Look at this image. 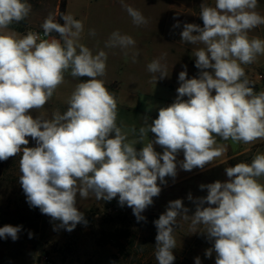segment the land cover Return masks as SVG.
Returning a JSON list of instances; mask_svg holds the SVG:
<instances>
[{
	"label": "clouds",
	"instance_id": "clouds-1",
	"mask_svg": "<svg viewBox=\"0 0 264 264\" xmlns=\"http://www.w3.org/2000/svg\"><path fill=\"white\" fill-rule=\"evenodd\" d=\"M121 4L134 24L147 23L139 10L124 0ZM257 7L258 0L201 5L203 27L185 23L180 33L181 42L203 45L193 54L195 67L201 70L198 78L189 79L187 71H181L175 101L160 108L158 117L140 127L137 139L129 142L128 132L117 124V101L98 79L105 74L107 54L100 50L94 55L80 43L83 22L62 14L61 24L49 15L41 25L43 36L57 33L59 39H45L33 31L20 35L6 30L27 18L31 5L27 0H0V161L20 156L19 183L30 207L59 220L60 227L71 232L86 223L76 207L77 194L105 201L118 196L121 206L126 204L138 221L144 220L141 213L160 194L165 177L177 175L178 163L185 171L203 169L224 154L217 137L243 144L264 140V91L254 90L242 67L264 55V40L248 36L264 25ZM90 34L95 35L94 30ZM134 44L131 36L114 31L106 47L127 49ZM147 69L161 79L167 76L159 60ZM69 72L88 79L75 86L67 110H57L51 119L34 117L31 113L46 105ZM149 132L155 139L145 144ZM29 137L35 147L27 146ZM137 143L143 144L139 151ZM181 151L184 159L178 162ZM225 172L227 181L200 185L207 189L205 197L194 200L189 194L196 205L193 215L176 199L154 221L158 264L175 260L178 218L190 220L193 233L203 232L214 241L206 256L214 252L215 264H264V183L260 182L264 154ZM20 230L21 226L0 227V238L15 241ZM195 264H201L199 257Z\"/></svg>",
	"mask_w": 264,
	"mask_h": 264
},
{
	"label": "rangeland",
	"instance_id": "rangeland-1",
	"mask_svg": "<svg viewBox=\"0 0 264 264\" xmlns=\"http://www.w3.org/2000/svg\"><path fill=\"white\" fill-rule=\"evenodd\" d=\"M208 1L181 0V13L187 23L195 18L203 22L199 15L200 7ZM60 2L27 0L31 5L28 17L19 23L13 22L7 30L22 35L28 31L43 34L42 23L49 15L56 17ZM68 2V14L83 22L80 43L94 55L100 50L107 54L105 74L98 79L104 81L117 101L118 126H123L128 132L129 142L136 140L139 128L147 126L146 115L152 116L151 123L158 117L160 108L175 101L176 90L180 86L179 73L186 70L187 78H193L194 53L185 47L192 44L181 42L183 21L179 22L182 26L174 27L179 6L169 0H124L146 18L147 23L138 26L122 7L121 0ZM92 30L95 35L90 34ZM114 31L131 36L135 44L127 49L106 47ZM43 38L50 39L51 36ZM153 60H159L165 66L166 77L161 79L158 73L148 71L147 65ZM256 61L260 67L252 63L243 67L248 80L253 70L264 71V55H259ZM87 79L74 78L70 72L65 74L64 83L56 90L59 95L65 94L62 100L66 106L61 113L67 110V100L75 86ZM133 127L136 133L129 131ZM133 134L135 136L131 137ZM150 135L151 132L145 144L149 142ZM27 146L35 147L30 140ZM134 147L139 151L143 144L137 143ZM19 161L20 156L0 161V227L21 226L17 240L0 238V264H40L43 256L51 264H158L155 259L157 229L154 221L166 211V206L152 203L141 213L145 219L138 221L132 208L119 204L118 196L105 201L96 200L91 195L84 199L77 194L76 207L83 213L86 223L77 224L69 232L60 227L59 220H52L39 208L30 207L19 183ZM153 202H156L155 198ZM187 214L190 216L189 212ZM178 225L174 232L173 264H195L197 257L201 264H215L214 252L211 257L206 256L214 241L203 232L193 233L189 227L190 220L178 218ZM198 230L202 231V228Z\"/></svg>",
	"mask_w": 264,
	"mask_h": 264
},
{
	"label": "crops",
	"instance_id": "crops-1",
	"mask_svg": "<svg viewBox=\"0 0 264 264\" xmlns=\"http://www.w3.org/2000/svg\"><path fill=\"white\" fill-rule=\"evenodd\" d=\"M169 1L173 5L177 4L179 6V8H177V23L182 22V21H183V24L187 23V19H184L182 16L183 14L181 13L182 12L181 7L183 5L181 0H169ZM214 2L215 0H209L207 3L210 6H214ZM69 8H70L69 2L67 0L66 15H68ZM256 10L261 15H264V0H258V7ZM189 22L203 27V22L199 21L198 18H195L194 21H189ZM180 26L182 25L179 24V27ZM248 36H249V39H252V38H263L264 39V25H261L251 30L248 33ZM196 46L197 45L195 46L189 45L185 47L187 50H189L192 53H194V51L197 48L203 47L202 44H198V46L197 47ZM256 62L257 61H255L252 64H257ZM192 65H195V63L192 62ZM244 66L245 65H242V67ZM257 66L260 67L261 65L257 64ZM200 71L201 70L192 66V77L198 78ZM214 94L215 93L213 92V95ZM64 96L65 94L59 95V93L55 92L53 94V97L46 103V105L42 109L33 111L31 114L34 117L43 116L46 119H51L54 112H56L57 110L61 112V110L66 106L65 104H63V100H62ZM183 99L186 100L187 97H184ZM146 117H147V121L145 120L146 125L151 124L150 118L152 116L147 114ZM138 135L139 133L137 134V137ZM134 136L135 135L133 134L131 137H134ZM154 139H155V135L151 133V135L149 136V140H154ZM29 140L32 143H34V145L36 146L35 141H33L30 137H29ZM217 144L223 145L226 150L224 154L221 157L214 160L212 164L206 165L203 169L194 168L191 171H185L182 168H180L179 163H178L177 164V175L175 177H165L166 183H163V184H159V181H158V184L161 187V192L157 197H154L156 202H153V203L156 204L157 206L167 207L170 201L181 199L183 201L184 207L189 209L188 212L190 213V216H191L195 212L196 205L193 201H190L188 199L189 194L192 195L194 200L196 198L205 197L207 195V189L206 188L201 189L200 185H207V184H210L216 181L225 182L229 179L225 172V169L227 167L235 166V164L238 162L250 163L256 154L258 153L264 154V140H257L254 143H250V144H243V143L233 142L231 140L224 141V140H221L219 137H217ZM154 149L161 154L164 151V149L161 148L159 145H154ZM176 159L178 162L184 159L182 151L177 155ZM261 181H260L261 183H264V177H262ZM204 206L207 207L208 205L205 204Z\"/></svg>",
	"mask_w": 264,
	"mask_h": 264
},
{
	"label": "built area",
	"instance_id": "built-area-1",
	"mask_svg": "<svg viewBox=\"0 0 264 264\" xmlns=\"http://www.w3.org/2000/svg\"><path fill=\"white\" fill-rule=\"evenodd\" d=\"M43 38V34H40ZM249 81L254 87L256 92L264 91V71L261 70H253L252 74L250 75ZM40 264H51L49 259L46 256L41 258Z\"/></svg>",
	"mask_w": 264,
	"mask_h": 264
},
{
	"label": "trees",
	"instance_id": "trees-1",
	"mask_svg": "<svg viewBox=\"0 0 264 264\" xmlns=\"http://www.w3.org/2000/svg\"><path fill=\"white\" fill-rule=\"evenodd\" d=\"M67 10V0H61L59 6H58V12L55 17V20L61 24H63V20L60 18L62 14L66 15ZM59 36L57 33H52L51 37H57Z\"/></svg>",
	"mask_w": 264,
	"mask_h": 264
}]
</instances>
